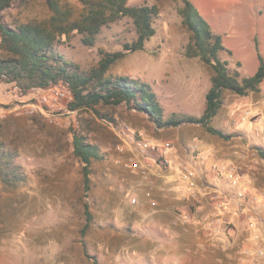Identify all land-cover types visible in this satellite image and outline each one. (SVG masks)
<instances>
[{"label":"rangeland","instance_id":"1","mask_svg":"<svg viewBox=\"0 0 264 264\" xmlns=\"http://www.w3.org/2000/svg\"><path fill=\"white\" fill-rule=\"evenodd\" d=\"M59 1L64 9L72 11L74 18L83 11L80 0ZM190 2L230 52L222 54L230 69L239 72L238 62H235L238 60L242 64V75H253L258 59L252 36L256 27L264 28V0ZM128 5L157 7L156 33L142 51L117 61L106 76L149 84L157 94L165 120L202 116L214 74L199 58L187 56L191 33L183 26L179 15L182 2L131 0ZM50 17L45 0H14L1 14L2 21L11 27L39 24ZM135 39L132 21L123 18L104 28L93 47L85 46L82 36L72 33L67 41L62 39L58 50L81 72L89 73L98 67L102 54L122 51L125 44ZM11 84L0 83V143H5V148L16 155L13 164L18 168L20 179L13 186H6L0 177V264H92L85 249L99 264H228L231 258L244 256L249 264H264V256L245 253L247 250L264 251V219L256 218L254 228L249 225L251 221L248 222L247 229L252 232L249 240L256 248L236 246L230 250L213 247L214 236L205 227L199 236L188 230H162L151 221L153 216L144 215L143 194L151 181L144 179L142 172L143 165L150 160L139 155L137 142L141 139L157 144L169 142L181 157L197 160L196 154H200L204 160L197 161L207 164L212 156L202 146L208 141L214 140L220 150L234 151L235 143L242 140L235 130L240 128L247 110L243 96L225 91L223 105L210 123L216 130L233 136L231 140H224L198 124L157 128L146 113L126 104L99 105L96 112H71L68 105L72 100H63L54 108L45 107L46 115L31 116L24 106L37 102L47 90L32 89L24 94ZM236 121L239 127L231 124ZM74 131L97 146L103 156L101 161L92 163L88 193L83 188L82 164L73 154ZM132 133L135 140H131ZM260 146L251 149L258 152L257 148H261L264 152V143ZM152 156L157 161L158 172L168 176L191 168L186 164L165 165L160 154ZM220 162L219 158L211 171L215 179L226 180L217 175L218 168L226 167ZM131 163L141 166L140 172L134 173V167L128 168ZM156 179L151 177L152 182ZM201 187L216 189V185L202 184ZM85 206L92 214V221L82 235L86 225ZM201 216L203 223L206 215ZM236 240L235 235L229 239V244Z\"/></svg>","mask_w":264,"mask_h":264},{"label":"trees","instance_id":"2","mask_svg":"<svg viewBox=\"0 0 264 264\" xmlns=\"http://www.w3.org/2000/svg\"><path fill=\"white\" fill-rule=\"evenodd\" d=\"M51 17L35 24L26 23L11 27L2 21L1 14L11 7L14 0H0V83L16 86L27 94L32 89L48 90L62 84L71 94L68 105L71 112L94 111L99 105L117 107L122 104L146 113L157 128L177 127L182 123L201 125L208 133L228 140L232 135L210 126L223 105L222 96L230 91L239 96L258 92L264 80V59L259 55V68L250 78H242L238 71H232L229 63L222 59L227 51L219 36L203 19L190 0H179L183 6L179 10L183 26L191 33L187 47L189 58H199L213 71L212 85L206 95V107L200 117L165 120L163 108L153 88L140 80L131 78H109L107 72L117 61L129 54L142 51L156 31L154 20L158 16L155 6H129L131 0H80L83 11L74 18L69 9H64L59 0H45ZM128 18L132 21L136 39L125 44L124 49L113 54H102L98 67L83 73L79 67L65 60L58 50L62 39L68 40L72 33L82 36V43L93 47L104 28ZM240 67V64H237ZM0 143V177L4 185L13 186L20 179L18 168L13 164L16 155ZM73 154L82 164L84 192L91 190L92 163L103 159L97 146L89 144L86 137L73 132ZM264 159V152L257 148ZM85 235L92 221V214L84 208ZM85 255L92 264H99L95 256L85 249Z\"/></svg>","mask_w":264,"mask_h":264},{"label":"crops","instance_id":"3","mask_svg":"<svg viewBox=\"0 0 264 264\" xmlns=\"http://www.w3.org/2000/svg\"><path fill=\"white\" fill-rule=\"evenodd\" d=\"M255 29L252 40L258 64H254L253 75L245 77L241 73V62L235 60V62L240 64L239 73L242 78L254 76L260 65L259 55L264 59V28L256 27ZM231 58L233 59L234 56L231 55ZM243 99V104H246V107H244L247 110L245 109L244 119L240 128L235 130L236 134H241L242 140L235 143L234 151L228 148L224 151L220 150L213 142L214 140L208 141L202 148L211 154L212 159L207 164H203L205 166L194 158L181 157L174 150L168 154L167 159L174 166L186 164L196 171L197 189L194 191V197L188 191L187 186L177 179V175L168 176L160 173L158 172V167L152 171V176L157 179L153 183H148L150 186L147 187L143 194V201L146 204L144 215L153 216L151 221L155 223L157 228L162 230L194 231L196 236H199L204 230L201 222L203 216H199L200 221L197 218L196 221L186 226L183 225L182 219L186 216H192L197 208L202 209V215H211L214 212V201L210 195L203 192L208 187L202 188L201 185H216V189L222 192L225 200L229 201L225 215L230 220L232 227L227 234L214 236L212 240L213 247L230 250L236 246L238 248H256V245L249 240V238H252V232L247 227L250 216H254L259 221L264 219V159L260 157L257 151L251 149V147H261L260 145L264 143V80L260 84L258 92H250L243 96ZM148 158L152 159L154 157L149 155ZM219 158L221 166L226 164L228 168L235 167L237 169V178L239 180L237 187H232L226 180L215 179L211 167L218 164L217 160ZM132 170L134 173H138L141 170V166H136ZM239 191L246 192L245 199L242 201L237 199ZM235 235L237 240L230 245L229 239ZM231 259L228 264H249L246 256L239 259L236 257L233 260Z\"/></svg>","mask_w":264,"mask_h":264},{"label":"built area","instance_id":"4","mask_svg":"<svg viewBox=\"0 0 264 264\" xmlns=\"http://www.w3.org/2000/svg\"><path fill=\"white\" fill-rule=\"evenodd\" d=\"M16 85L15 83H13ZM49 90H52L51 92ZM50 92V93H49ZM63 100H72L71 94L68 91V89L61 85V86H54L51 89L47 90V93L45 95H42L37 102L35 103H28L24 107H26V111L29 115L34 116L39 113L46 115L47 110L45 107L54 108L55 106L59 105L61 101ZM233 127H239V124L236 122L231 123ZM231 127V126H230ZM131 140H135V134L132 133ZM138 147V153L139 155L144 158L145 160L153 161L154 163H151L150 161L143 165V176L144 179L151 181L150 183H153L151 180L152 171L155 170V168L158 166L156 159L152 158L149 159V155H157L160 154V158H162V161L165 165H171V162L167 159L168 153L174 150L173 145L169 142L163 143V144H157L153 141L141 139L137 142ZM196 159L199 161H203L204 157L200 154H196ZM137 164L131 163L128 165V168L132 169L133 167H136ZM217 169V168H216ZM218 176L221 178H224L228 181L229 185L232 187H237L239 185V180L237 178V169L235 167H225V168H218ZM196 178L197 173L192 168H183L179 171V174H177V179L184 183L188 191L191 193V195L194 197V191L197 189L196 184ZM204 193L210 195L214 201V212L211 215H206L204 217L203 225L205 227V230L210 232L213 236H218L221 234H227L232 224L230 220L225 215V212L228 208V202L225 200V197L223 196L222 192L216 190H208L204 189ZM237 199L242 201L245 199V193L239 192L237 194ZM202 215V209L197 208L192 216H186L182 219L183 223H190V221H196L199 216ZM249 220L251 221L250 226L254 228L256 226L257 220L254 216H250ZM258 230V229H257ZM258 235H260V230H258ZM259 239V237H257ZM245 253L250 255H256V256H264L263 250H247Z\"/></svg>","mask_w":264,"mask_h":264}]
</instances>
